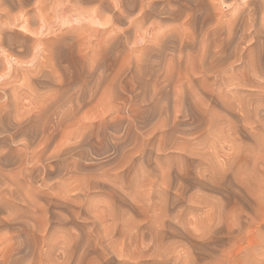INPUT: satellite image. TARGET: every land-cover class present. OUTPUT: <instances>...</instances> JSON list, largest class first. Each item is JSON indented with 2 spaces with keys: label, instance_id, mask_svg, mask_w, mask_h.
Returning a JSON list of instances; mask_svg holds the SVG:
<instances>
[{
  "label": "rangeland",
  "instance_id": "rangeland-1",
  "mask_svg": "<svg viewBox=\"0 0 264 264\" xmlns=\"http://www.w3.org/2000/svg\"><path fill=\"white\" fill-rule=\"evenodd\" d=\"M131 1H0V264H264V0Z\"/></svg>",
  "mask_w": 264,
  "mask_h": 264
},
{
  "label": "bare ground",
  "instance_id": "bare-ground-1",
  "mask_svg": "<svg viewBox=\"0 0 264 264\" xmlns=\"http://www.w3.org/2000/svg\"><path fill=\"white\" fill-rule=\"evenodd\" d=\"M0 1H2V0H0ZM23 1V0H22ZM26 1V0H25ZM35 1V0H34ZM77 1V0H76ZM134 1V0H133ZM133 1H131V2H133ZM138 1V0H137ZM14 2V1H13ZM19 2V1H18ZM21 2V1H20ZM50 2V1H49ZM53 2H55V1H53ZM52 2V3H53ZM135 2H136V0H135ZM141 2V1H140ZM186 2V1H185ZM33 3V2H32ZM138 3H139V1H138ZM21 4V3H20ZM36 4V3H35ZM48 4V3H47ZM134 4V3H133ZM137 4V3H136ZM135 4V5H136ZM141 4V3H140ZM143 4V3H142ZM1 5V4H0ZM6 5V4H5ZM22 5H24L23 4V2H22ZM32 5H34V4H32ZM19 6V5H18ZM17 6V7H18ZM20 7H23V6H20ZM38 7V6H37ZM136 7V6H135ZM9 8V7H8ZM30 8V7H29ZM56 8V7H55ZM60 8H62V7H60ZM176 8V7H175ZM1 9V8H0ZM64 9V8H63ZM62 9V10H63ZM129 9V8H128ZM1 10H3L0 14H2V15H5V16H7V20H8V18H11L12 19V17L11 16H15V15H10V14H12L11 12H9L10 11V8H9V11L8 10H6V7L5 8H3V9H1ZM22 10V9H21ZM27 10V9H26ZM26 10L24 11L23 10V12H26ZM45 10V9H44ZM50 10H53V8L52 9H50ZM49 10V11H50ZM55 10L56 9H54V12H55ZM176 10V9H175ZM197 10V9H196ZM23 12H21V13H23ZM59 12H61V9H60V11H58V13H56V14H59ZM10 13V14H9ZM172 14V16H173V14H175V15H177L178 13H179V15H180V12L178 11V10H176V11H174V12H171ZM13 14H19V13H14L13 12ZM24 14V13H23ZM54 14V13H53ZM17 15H16V17H17ZM28 15V14H27ZM22 16H24V15H22L21 14V17L20 18H22ZM26 16V15H25ZM29 16V15H28ZM45 16H47V14L45 15ZM52 17H54L55 15H51ZM63 16V15H62ZM4 17V16H3ZM56 17H58V16H56ZM6 18V17H5ZM19 18V19H20ZM30 18V17H29ZM14 19V18H13ZM19 19H17V21L19 20ZM25 19V18H24ZM49 19V18H48ZM59 19V18H58ZM21 20V19H20ZM46 17H45V23H46ZM60 20V19H59ZM2 21V20H1ZM3 21H5V20H3ZM25 21H27V19L25 20ZM49 21V20H48ZM47 21V22H48ZM78 21V20H77ZM90 21V20H89ZM92 21V20H91ZM8 22V21H7ZM10 22V21H9ZM11 22H13V21H11ZM28 22V21H27ZM30 22H31V20H30ZM62 22H63V20H62ZM79 22V21H78ZM83 22V21H82ZM15 23H17V22H15ZM19 23V22H18ZM49 23V22H48ZM51 24V23H50ZM81 24V23H80ZM108 24V23H107ZM24 25V24H23ZM44 25H47V24H43L42 26L44 27ZM49 25V24H48ZM89 25H90V23H89ZM89 25H87V26H89ZM3 26V25H2ZM51 26V25H50ZM49 26V27H50ZM54 26V25H53ZM61 26V25H60ZM84 26V25H83ZM91 26H93V25H90V27L89 28H91V29H93ZM95 26V25H94ZM108 26V25H107ZM15 27V26H14ZM13 27V28H14ZM24 27H25V25H24ZM85 27V26H84ZM109 27V26H108ZM41 28V27H40ZM45 28V27H44ZM47 28H48V26H47ZM60 29H61V27H59ZM88 28V29H89ZM95 28H98V27H96L95 26ZM95 28L93 29V31L95 30ZM106 28V27H105ZM114 28V27H113ZM185 28H186V26L184 27V30H185ZM189 28V27H188ZM19 29H20V26H19ZM22 30H26V28L24 29V28H21ZM29 29V28H28ZM43 29V28H42ZM84 30H85V28H83ZM82 29V30H83ZM87 29V28H86ZM87 29V30H88ZM90 29V30H91ZM112 29V28H111ZM257 29V28H256ZM1 30H2V28H1ZM36 30V29H35ZM63 30V29H62ZM81 30V29H80ZM108 30V28L107 29H103V30H98L97 29V33H100L99 35H98V40L99 39H101V38H103V36H104V34H107L109 31H107ZM109 30H110V28H109ZM112 30H114V29H112ZM8 31V30H7ZM60 31V30H59ZM258 31H260V30H258ZM258 31H254V35L256 36V32H258ZM16 32V31H15ZM32 32L34 33V30H32ZM53 32H56V31H53ZM61 32V31H60ZM96 32V31H95ZM94 32V33H95ZM107 32V33H106ZM126 32H129L128 30L126 31ZM49 33V32H48ZM86 33H89L88 31L86 32ZM0 47H2L3 48V46L5 45L6 47H8V48H12V49H14L13 48V46H14V43H15V41H14V39L12 38V37H10L9 35H7V37L5 38L4 37V35H5V33H2V31H0ZM25 34V33H24ZM52 34V33H51ZM59 34V33H58ZM83 34V33H82ZM92 34H93V32H92ZM139 34V33H138ZM56 35H57V33H56ZM76 35H77V33H76ZM181 35H184V33L182 34L181 33ZM35 36V35H34ZM83 36H85V34L83 35ZM187 36V35H186ZM28 37V36H27ZM57 37V36H56ZM82 37V36H81ZM184 37V36H183ZM52 37L51 36H49L48 34H47V32L45 33V34H43V32H41V37L40 38H38V43H49L50 45L53 43L52 42V39H51ZM83 39H84V37H82ZM86 38V37H85ZM183 39V38H182ZM219 40H220V38H219ZM161 41V40H160ZM85 42V41H84ZM220 42V41H219ZM218 42V45L220 44ZM73 43V42H72ZM54 45V44H53ZM217 45V44H216ZM221 45V44H220ZM45 46V45H44ZM131 46V45H130ZM222 46V45H221ZM208 47V46H207ZM210 48V47H209ZM7 48H3L2 50H3V52H6L5 50H6ZM213 49V48H212ZM219 49V48H218ZM217 49V50H218ZM221 49V48H220ZM43 50V49H42ZM214 50H215V48H214ZM213 50V51H214ZM1 52V51H0ZM16 52V51H15ZM35 52V51H34ZM212 52V51H211ZM10 53V52H9ZM44 53V52H43ZM216 53V52H215ZM5 54V56L8 54V53H4ZM18 55V54H17ZM2 56V55H1ZM4 56V57H5ZM12 56V55H11ZM25 57V56H24ZM60 57V56H59ZM184 57V56H183ZM6 58V57H5ZM14 58V57H13ZM12 58V59H13ZM23 58V57H22ZM47 58V57H46ZM17 58H16V56H15V60H16ZM19 61H22V60H19ZM29 61V60H28ZM43 61V60H42ZM6 62H7V60H6ZM11 62V61H10ZM15 62V61H14ZM37 62V61H36ZM13 63V62H12ZM211 63V62H210ZM218 63V62H217ZM220 63V62H219ZM11 64V63H10ZM19 64H20V62H19ZM21 64H22V62H21ZM31 64H32V62H31ZM45 65H46V61H44L43 63H42V65H41V68H44L45 67ZM23 66V65H22ZM188 66V65H187ZM17 67V66H16ZM24 67V66H23ZM22 67V68H23ZM10 70H11V67L9 68ZM30 69V68H29ZM179 69V68H178ZM9 70V71H10ZM15 70H16V68H15ZM42 71V70H41ZM30 72V71H29ZM37 72V71H36ZM17 73V72H16ZM31 74H32V72H30ZM35 73V72H34ZM44 75V74H43ZM3 76H6V75H3ZM42 76V75H41ZM45 76V75H44ZM49 76V75H48ZM2 78H4V77H2ZM6 78V77H5ZM17 78V77H16ZM13 80V79H12ZM2 81H4V79H2ZM15 81H16V79H15ZM22 83H24V82H22ZM9 84H11V82L9 83ZM2 86V85H1ZM13 86V85H12ZM3 87V86H2ZM5 87V86H4ZM7 87V86H6ZM21 89L22 88H4V90H10V93H6L5 94V98H7L6 99V101L5 102H3V103H0V122H3V120H7L8 121V118H11V119H13L12 121H13V124L11 125V128L14 130V132H15V134H17V135H22V136H24V141H23V143H24V145H25V147L26 148H28L29 149V147H30V144H31V141L30 140H28L27 138H28V135H31L32 134V128L34 127V124H33V121H32V126H31V120H30V116L27 114L28 113V111L26 110V111H24L23 110V108L26 106V105H24V107H23V105L21 106V104H20V102H19V96L18 95H25L24 93H26V92H21L20 94H18L20 91H21ZM27 89V88H26ZM2 91V90H1ZM24 91V90H23ZM2 93V92H1ZM4 94V93H3ZM33 96V95H32ZM32 98H34V97H32ZM80 98V97H79ZM2 101V100H1ZM21 101V100H20ZM37 101V100H36ZM82 101H83V99H82ZM25 102V101H24ZM37 106V105H36ZM64 108V107H63ZM22 110L24 111L23 113H22ZM68 110V109H67ZM22 113V114H21ZM68 115V114H67ZM25 118V120H26V123H28V126L27 127H24L23 126V122H22V118ZM70 117V116H69ZM62 118H64L63 116H62ZM103 118V117H102ZM66 120H69V119H66ZM62 123V122H61ZM5 125V124H4ZM80 126V125H79ZM78 131V130H77ZM10 137V136H9ZM30 138V137H29ZM65 139V138H64ZM37 140V139H36ZM45 142V141H44ZM64 142V141H63ZM62 143V142H61ZM57 148V147H56ZM42 149V148H41ZM59 149V148H58ZM11 150V149H10ZM25 150V149H24ZM27 150V149H26ZM41 156V155H40ZM33 157V156H32ZM58 159V158H57ZM44 161V160H43ZM18 165V164H17ZM20 165V164H19ZM41 167V166H40ZM48 169V168H47ZM40 171H42V170H40ZM49 171H51V170H49ZM60 171V170H59ZM33 177V176H32ZM60 178V177H59ZM63 180V179H62ZM30 181V180H29ZM6 184V183H5ZM28 185V184H27ZM1 187V186H0ZM12 188V187H11ZM5 189V188H4ZM10 189V188H9ZM29 190H31V189H29ZM6 192V191H5ZM21 193H24L23 191L21 192ZM5 195V194H4ZM10 195H12V194H9V196ZM23 195V194H22ZM12 197V196H11ZM22 198V197H21ZM10 200V199H9ZM10 202V201H9ZM12 202V201H11ZM7 216V215H6Z\"/></svg>",
  "mask_w": 264,
  "mask_h": 264
}]
</instances>
